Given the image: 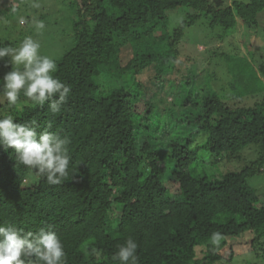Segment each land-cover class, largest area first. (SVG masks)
I'll use <instances>...</instances> for the list:
<instances>
[{
    "label": "trees",
    "instance_id": "trees-1",
    "mask_svg": "<svg viewBox=\"0 0 264 264\" xmlns=\"http://www.w3.org/2000/svg\"><path fill=\"white\" fill-rule=\"evenodd\" d=\"M20 2L0 0V16L17 11ZM64 6L73 45L53 59L55 75L72 89L69 99L59 114L47 103L11 114L17 122L35 120L38 132L68 137L73 173L49 185L17 165L11 149L0 147V224L33 232L51 226L64 244L67 264H119L112 256L129 236L138 243L139 264L229 262L232 248L227 246L226 255L218 248L244 234L251 238L248 251L260 245L264 259V196L248 182L264 165V91L251 104H240L245 93L230 79L232 97L223 100L213 92L183 101L198 111L194 122L204 132L203 144L195 150L192 142L172 141L154 149L144 141L138 152L130 94L120 82L129 73L140 74L156 54V78L164 84L168 63L177 56L179 66L185 62L177 55L184 28L202 17L219 26L225 41L235 34L241 38L236 28H243L246 38L255 37L251 50L262 41L264 0H64ZM183 9L187 19L169 34L167 15ZM154 36L166 42V50L155 49ZM230 38L224 49L239 53ZM225 50L219 53L222 66H228ZM257 67L264 71V65ZM149 107L151 114L155 108ZM250 145L256 158L238 170L193 173L210 157L215 167L219 158L237 157ZM215 231L224 236L218 248L208 243Z\"/></svg>",
    "mask_w": 264,
    "mask_h": 264
},
{
    "label": "rangeland",
    "instance_id": "rangeland-1",
    "mask_svg": "<svg viewBox=\"0 0 264 264\" xmlns=\"http://www.w3.org/2000/svg\"><path fill=\"white\" fill-rule=\"evenodd\" d=\"M222 1L224 3L232 2V0ZM34 2H38L40 7H33ZM20 3V8L17 11L6 14V18L0 16V45L18 46L20 41L30 36L40 41L42 53L43 49H48V52L43 55L51 58L60 56L73 45V42L69 40L71 17L64 6V0H21ZM185 13L184 9L178 12H169L167 15V32L169 34L179 26L182 20L187 19ZM260 16L264 18L263 11ZM21 18L25 21L23 25L19 23ZM34 19L42 20L45 23V29L37 32L33 27ZM260 27L262 29V32L260 31L262 39L260 38V40L262 41L259 43L256 40V46H252L251 50L248 43L254 44L255 37L252 40L246 38L244 29L237 27L236 31L241 33L242 37L238 39V35H230L239 51V53L235 51L233 53L224 49L225 43L227 45V41L232 40L230 36L227 41L222 39L221 36H225V33L220 31L219 26L211 27L209 21L202 17L184 28L177 47V55L180 53L185 62L179 66L178 63L182 58L177 56L174 63H168V78L164 84L159 83L161 81L156 78V60L160 59L156 54L140 74L129 73L120 80L130 94L129 101L132 106L138 152L144 141H148L151 148L154 149L163 148L172 141L183 145L186 142H192L195 150L203 144L204 132H199V125L194 122L198 111L183 105V101L196 95L216 92L223 100L226 97H232L235 92L234 89L229 88V83L232 81V83H236L235 89L239 88L242 93H245L241 99H238L240 104L242 102L251 104L253 99L257 96L260 97L261 92L264 91V71L257 67L264 65V23L262 21ZM160 31L161 27H158L154 34L157 35ZM251 33L256 35L255 31H251ZM154 39L155 49L166 50L165 41L157 39L156 36ZM6 41L8 44L5 43ZM148 49L147 53L152 48L148 47ZM220 50L227 52L228 66L226 64L222 66ZM9 59L10 57H5L4 60H0V78L11 70L10 64L7 67L4 64V61ZM230 61H232L231 64ZM229 71H232L233 75L230 76ZM210 73L216 74V80L212 79ZM137 80L140 81V86H135ZM236 99L232 98L231 100ZM149 106L155 108L151 114L147 113ZM9 110L8 106L0 107V115L9 114ZM254 158H256V151L250 145L243 148L237 157L219 158L215 167L211 165L215 158L210 157V163L200 162L193 173L214 174L215 172L235 171L249 164ZM248 182L256 189L258 195L264 196V165L259 173L248 179ZM250 239L248 234L229 238L226 244L219 247L217 251L226 255L227 246H229L234 251V257L229 262L215 261L213 264H264L260 245H257L255 251H248L249 244L247 242ZM260 242L263 241L260 240ZM198 255L201 256V252Z\"/></svg>",
    "mask_w": 264,
    "mask_h": 264
},
{
    "label": "clouds",
    "instance_id": "clouds-1",
    "mask_svg": "<svg viewBox=\"0 0 264 264\" xmlns=\"http://www.w3.org/2000/svg\"><path fill=\"white\" fill-rule=\"evenodd\" d=\"M33 7L39 8L38 2ZM19 23L23 25L24 19ZM37 32L45 29L42 20L34 19ZM41 43L32 37H25L18 46L0 45V60L11 65L0 78V102L6 101L10 109L7 115H0V147L11 149L16 164L36 172L38 178H45L49 185H59L69 179L70 139L55 132L40 131L36 121L17 122L11 111L22 112L25 106L43 107L47 103L52 114L63 111L72 91L60 80L56 60L43 55ZM23 97V99H22ZM51 122L48 128H51ZM224 236L215 231L208 243L218 248ZM138 243L129 236L117 248L112 259L119 264H139ZM0 264H67L64 244L51 226L36 232L25 231L15 224H0Z\"/></svg>",
    "mask_w": 264,
    "mask_h": 264
}]
</instances>
